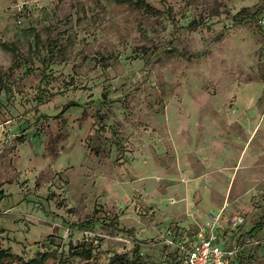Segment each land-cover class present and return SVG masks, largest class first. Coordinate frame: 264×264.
<instances>
[{
    "label": "rangeland",
    "instance_id": "rangeland-1",
    "mask_svg": "<svg viewBox=\"0 0 264 264\" xmlns=\"http://www.w3.org/2000/svg\"><path fill=\"white\" fill-rule=\"evenodd\" d=\"M145 1L0 0V250L264 264V0Z\"/></svg>",
    "mask_w": 264,
    "mask_h": 264
},
{
    "label": "built area",
    "instance_id": "built-area-1",
    "mask_svg": "<svg viewBox=\"0 0 264 264\" xmlns=\"http://www.w3.org/2000/svg\"><path fill=\"white\" fill-rule=\"evenodd\" d=\"M242 222L243 218L236 216L231 219L230 224L236 227ZM166 242L173 244L170 240ZM176 246L183 254L185 264H227L234 253V251L222 248L216 241V235L213 233L205 234L204 229L197 231L194 242L187 246L182 244Z\"/></svg>",
    "mask_w": 264,
    "mask_h": 264
},
{
    "label": "trees",
    "instance_id": "trees-1",
    "mask_svg": "<svg viewBox=\"0 0 264 264\" xmlns=\"http://www.w3.org/2000/svg\"><path fill=\"white\" fill-rule=\"evenodd\" d=\"M113 1H115L116 3L131 4L132 6H135L137 8H140V6L141 7L146 6L148 8L147 9L148 11H154V8L149 3H147L145 0H113ZM134 252H135V256L130 260H123L120 255L115 256L113 263L114 264H140L138 250L137 251L135 250ZM8 257H12L10 261L14 259H18V257L16 255H13L12 253L7 252L5 250H0V264H8L9 261L6 260V258ZM44 259H45V256L41 254L40 256L33 257L27 261L18 259L19 260L18 264H43Z\"/></svg>",
    "mask_w": 264,
    "mask_h": 264
},
{
    "label": "crops",
    "instance_id": "crops-1",
    "mask_svg": "<svg viewBox=\"0 0 264 264\" xmlns=\"http://www.w3.org/2000/svg\"><path fill=\"white\" fill-rule=\"evenodd\" d=\"M236 217V216H235ZM234 218V217H233ZM186 243V241H184ZM192 243V242H191Z\"/></svg>",
    "mask_w": 264,
    "mask_h": 264
}]
</instances>
